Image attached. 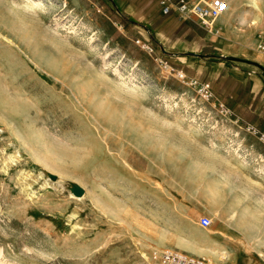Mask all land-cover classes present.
Instances as JSON below:
<instances>
[{
	"label": "rangeland",
	"instance_id": "374dc122",
	"mask_svg": "<svg viewBox=\"0 0 264 264\" xmlns=\"http://www.w3.org/2000/svg\"><path fill=\"white\" fill-rule=\"evenodd\" d=\"M226 1L264 33V0ZM116 18L101 0H0V264H158L173 155L194 196L201 175L264 151Z\"/></svg>",
	"mask_w": 264,
	"mask_h": 264
},
{
	"label": "crops",
	"instance_id": "0c3cea01",
	"mask_svg": "<svg viewBox=\"0 0 264 264\" xmlns=\"http://www.w3.org/2000/svg\"><path fill=\"white\" fill-rule=\"evenodd\" d=\"M125 23L128 39L149 44L150 59L162 58L188 78L208 81L239 128L264 133V55L255 49L257 35L242 29L229 8L207 30L178 10L161 12L159 0H101ZM138 47H140L138 45ZM144 51V50H143ZM145 52V51H144ZM252 145V144H251ZM257 155V154H256ZM260 157L231 158L195 181L196 194L187 196L183 155L170 159L172 200L163 213L176 215L165 228L163 247L178 248L213 261L261 262L264 251V151ZM167 197V195H164ZM190 215V216H189ZM208 216V226L199 220Z\"/></svg>",
	"mask_w": 264,
	"mask_h": 264
},
{
	"label": "built area",
	"instance_id": "2783aa9c",
	"mask_svg": "<svg viewBox=\"0 0 264 264\" xmlns=\"http://www.w3.org/2000/svg\"><path fill=\"white\" fill-rule=\"evenodd\" d=\"M161 6V12L168 14L173 10H178L182 15L189 18H194L196 23L201 27L211 30L213 23L223 12L228 9V3L226 0H159ZM136 43L140 45L142 49H145L149 54L152 53L153 48L145 43L136 39ZM256 50L264 55V33L256 38ZM165 69L173 71L175 76L179 79L187 80L190 84H193L197 88V92L204 98L209 99L212 95V88L208 81H199L194 78H188L182 70H176L166 60L162 58H155ZM252 132L257 134L258 139L264 144V133L259 132L256 129H252ZM203 226H208L211 223V219L208 216H203L199 220ZM156 257L158 264H240L231 262H219L213 261L204 256H197L190 254L178 248L164 247L156 251ZM260 264H264V251L261 255Z\"/></svg>",
	"mask_w": 264,
	"mask_h": 264
},
{
	"label": "bare ground",
	"instance_id": "6f19581e",
	"mask_svg": "<svg viewBox=\"0 0 264 264\" xmlns=\"http://www.w3.org/2000/svg\"><path fill=\"white\" fill-rule=\"evenodd\" d=\"M32 139H34V138H32ZM25 140H26L27 143H30V144L32 145L33 148H32V147H30V148H32V150H33L34 152H36V151L38 150L37 148H35V146H33V143H32L31 141H28L29 139H28V140L25 139ZM35 140H36V139H35ZM39 140H40V138L38 139V141H39ZM41 141H42V139H41ZM41 141H40V142H41ZM30 154H31V152H30ZM48 171H49V170H48ZM53 174H54V173H53ZM50 175H51V174H50ZM54 175H56V174H54ZM58 176H59V175H58ZM51 177H52V176H51ZM56 177H57V175H56ZM58 178H59V177H58ZM75 187H76V186H75ZM80 189H81V188H80ZM76 190H77V189H76ZM82 190H83V189H82Z\"/></svg>",
	"mask_w": 264,
	"mask_h": 264
}]
</instances>
